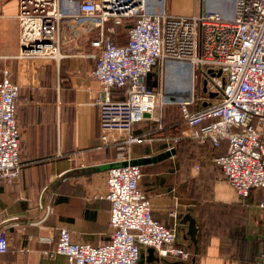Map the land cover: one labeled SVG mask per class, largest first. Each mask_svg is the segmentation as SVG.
<instances>
[{"label": "built area", "instance_id": "obj_1", "mask_svg": "<svg viewBox=\"0 0 264 264\" xmlns=\"http://www.w3.org/2000/svg\"><path fill=\"white\" fill-rule=\"evenodd\" d=\"M18 1L21 59L60 61L62 22L73 18L95 24L100 147H124L122 160L128 163L108 171L110 241L100 246L75 242L64 228L57 255L66 256L69 264H139L142 247H149L162 259H189L190 252L177 244L176 231L154 218L152 201L140 188L142 166L130 164L131 145L144 140L133 135L122 139L137 124L159 122L156 115L164 107L180 109L188 138L214 148L227 144L213 163L240 197L247 199L253 189L264 191V0H233L228 15L204 11L191 16L170 14L167 0H158L165 5L162 12L152 9L157 0ZM127 22L128 42L119 45V28ZM168 62L190 66L188 97L166 99L162 85L149 86V74ZM217 94L215 103L203 105L205 98ZM20 95L21 85L11 71L0 68V182L22 175ZM8 249V228L0 224V254Z\"/></svg>", "mask_w": 264, "mask_h": 264}, {"label": "crops", "instance_id": "obj_2", "mask_svg": "<svg viewBox=\"0 0 264 264\" xmlns=\"http://www.w3.org/2000/svg\"><path fill=\"white\" fill-rule=\"evenodd\" d=\"M158 2H153L152 9L162 12ZM168 2L166 9L174 15L206 11L202 3L201 11L179 12ZM18 14V0H0V68L9 69L30 98L29 105L19 107L17 116L22 133V175L13 182H0V224L8 228L9 239L0 264H69L66 256L55 253L62 229L71 231L73 241L93 246L111 239L107 176L112 166L123 162L125 149L118 144L100 147L96 105L100 84L93 76L100 55L95 24L65 19L60 28L62 59L27 61L20 58ZM121 32L122 27L117 42L127 44L128 35L124 40ZM168 68L174 69L170 78L167 80L165 65L158 84L151 87L192 88L193 75L180 81L182 72L178 70H189L188 65L173 62ZM35 82L47 89L29 85ZM200 92L204 91L199 88ZM210 99L205 98L203 105L216 102ZM169 121L164 133L160 125L146 121L122 139L133 135L144 140L131 145L133 159L176 149V155L142 167L140 188L152 201L154 218L176 231L177 244L185 247L190 257L162 259L155 249L142 247L139 264H264V191L253 189L247 199L240 197L220 167L213 164L214 157L226 152L227 144L214 148L209 142L198 145L206 155L203 169L214 165V189H199L207 190L202 196L191 195L190 189H177L168 177L166 162L174 159L178 150L171 143L178 136L172 132L176 125Z\"/></svg>", "mask_w": 264, "mask_h": 264}, {"label": "rangeland", "instance_id": "obj_3", "mask_svg": "<svg viewBox=\"0 0 264 264\" xmlns=\"http://www.w3.org/2000/svg\"><path fill=\"white\" fill-rule=\"evenodd\" d=\"M168 1V0H167ZM172 2V7L174 6L177 10H180L179 12H189V11H199L202 10V3L206 7V11H219L223 14H230L233 12V0H173L168 2L169 7ZM160 6L164 8V3L160 1ZM131 27V23L127 22L125 26L122 27V34L120 33V36L122 35V38L125 40L127 38V33ZM26 60V59H24ZM37 60V59H34ZM39 60V59H38ZM30 61V60H27ZM32 61V60H31ZM170 63H166L167 65V80L170 78V71L174 69H169ZM178 64H181L179 62H176ZM189 70H183L178 69L181 71V78L180 81L184 79H188L192 76L190 72V66ZM163 67H160V65H157L153 72H151L148 76V84L151 87L152 83L158 84L160 80V73H162ZM171 74H174L171 72ZM163 75V73H162ZM153 76L155 79H153ZM45 82V81H44ZM26 83V82H24ZM192 84V82H190ZM200 84V81H198V85ZM30 86L35 85L37 90H46L47 88H44V86L41 85L39 82H35L34 84H30ZM23 86V84H22ZM21 86V89H22ZM28 89L30 87H27ZM190 88V87H189ZM189 88H165L164 93L166 99H170L172 96H177L179 99H184L189 96ZM27 89L23 87L21 91L20 98L18 100V109L22 104L29 105L30 98L28 97V94H24ZM23 92V93H22ZM28 97V98H27ZM220 97V94H217L215 98L213 97L212 101H217ZM173 105H171L172 107ZM170 107V106H168ZM170 112H168L167 107H164L163 109L159 110L157 112L156 118L159 119V122H155L156 124H161L163 130H161L163 133L166 130V116L170 119L169 123H172L175 126L174 134L176 135V132L178 133L177 137L173 138V143L175 146H177V156L170 160L166 161L167 165L169 164L170 169L168 170V177L175 181V185L177 186V189H186L187 191L190 189L191 195L194 196H202L204 192H207V190H199V189H214L215 185V171H214V163L210 164L209 167L203 169L202 160L205 158L204 151L200 150L199 141L193 140L191 138H188L186 136L187 133V127L183 123H181L180 115L178 108L176 110L170 109ZM18 116V113H17ZM165 128V130H164ZM161 132V133H162ZM165 162V163H166ZM200 166V167H199ZM170 174V176H169ZM165 179V178H164ZM168 179V178H167ZM196 189V190H193ZM200 192V193H199ZM202 192V193H201Z\"/></svg>", "mask_w": 264, "mask_h": 264}, {"label": "water", "instance_id": "obj_4", "mask_svg": "<svg viewBox=\"0 0 264 264\" xmlns=\"http://www.w3.org/2000/svg\"><path fill=\"white\" fill-rule=\"evenodd\" d=\"M147 117H149V115H147ZM174 155H176V149L166 151L165 153L158 155V156H155V157H143V158H139V159H134L131 161L130 164L131 165H140L143 167V166L151 165V164L157 163L161 160L170 158ZM127 164H128L127 162H122V163H118V164L112 166L111 168L119 167V166H127Z\"/></svg>", "mask_w": 264, "mask_h": 264}, {"label": "trees", "instance_id": "obj_5", "mask_svg": "<svg viewBox=\"0 0 264 264\" xmlns=\"http://www.w3.org/2000/svg\"><path fill=\"white\" fill-rule=\"evenodd\" d=\"M128 35V34H127ZM178 107L177 106H170V107H167V110H168V112H170L169 110L170 109H173V110H176ZM178 111H179V115H180V120H181V123H183L182 122V119H181V113H180V109L178 108ZM17 113H18V111H17ZM167 119H169L167 116H166V120ZM21 151H22V141H21V146H20V155H21Z\"/></svg>", "mask_w": 264, "mask_h": 264}]
</instances>
